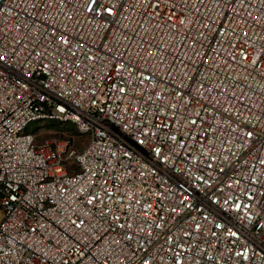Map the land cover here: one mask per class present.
Instances as JSON below:
<instances>
[{
  "label": "built area",
  "instance_id": "obj_1",
  "mask_svg": "<svg viewBox=\"0 0 264 264\" xmlns=\"http://www.w3.org/2000/svg\"><path fill=\"white\" fill-rule=\"evenodd\" d=\"M0 58V264H264V0H0Z\"/></svg>",
  "mask_w": 264,
  "mask_h": 264
},
{
  "label": "rangeland",
  "instance_id": "obj_2",
  "mask_svg": "<svg viewBox=\"0 0 264 264\" xmlns=\"http://www.w3.org/2000/svg\"><path fill=\"white\" fill-rule=\"evenodd\" d=\"M51 125H52L51 127L55 126L54 124H51ZM60 135L62 136V133L57 128L48 129L45 131H41V133L38 136V141H44L45 139H50L52 137H56Z\"/></svg>",
  "mask_w": 264,
  "mask_h": 264
},
{
  "label": "snow or ice",
  "instance_id": "obj_3",
  "mask_svg": "<svg viewBox=\"0 0 264 264\" xmlns=\"http://www.w3.org/2000/svg\"><path fill=\"white\" fill-rule=\"evenodd\" d=\"M109 11H110V10H109ZM61 39H63V37H62ZM0 59H2V58H0ZM247 135H248L249 137H251L253 134H252L251 132H249ZM262 162H264V161H262Z\"/></svg>",
  "mask_w": 264,
  "mask_h": 264
}]
</instances>
